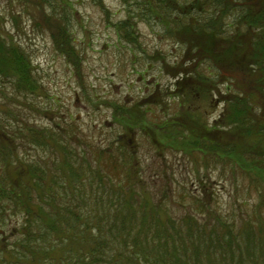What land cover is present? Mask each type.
I'll use <instances>...</instances> for the list:
<instances>
[{
    "label": "trees",
    "instance_id": "1",
    "mask_svg": "<svg viewBox=\"0 0 264 264\" xmlns=\"http://www.w3.org/2000/svg\"><path fill=\"white\" fill-rule=\"evenodd\" d=\"M16 1L23 6L30 0ZM90 1L111 22L104 0ZM121 1L128 17L114 27L122 41L142 49L138 22L155 21L168 40L184 48L174 75L182 80L173 95L184 97L187 114L184 121L172 119L170 126L154 128L143 117L131 125L129 117L143 115L137 105L115 104V123L127 135L148 130L152 141L161 137L156 147L162 151L190 157L202 188L209 175L201 177L200 170L221 168L242 201L231 205L237 210L215 211V191L208 198L207 190L197 194L198 188L186 187L174 204L168 191L157 201L142 197L138 159L133 162L137 154L123 146V138L98 151L85 144L93 157L87 161L76 148L84 141L75 128L70 132L58 123L42 128L25 119L13 125L3 117L11 111L3 110L0 264H264V0ZM29 4L41 15L42 23L33 19L35 26L51 32L55 51L67 58L85 88L84 60L74 33L64 11V17L57 14L68 5L62 0ZM19 17L12 15L16 27ZM6 26L0 15V83L11 91L0 92V103L9 106L16 96L40 97L43 88L31 56L8 36ZM165 64V70L170 68ZM215 96L222 97L224 111L212 127L202 108L188 103L208 100L212 106ZM12 112L22 118L20 111ZM32 148L39 150L34 159ZM116 179L129 186L124 195L112 190ZM103 186L111 189L103 192ZM172 205H178L176 210Z\"/></svg>",
    "mask_w": 264,
    "mask_h": 264
},
{
    "label": "rangeland",
    "instance_id": "2",
    "mask_svg": "<svg viewBox=\"0 0 264 264\" xmlns=\"http://www.w3.org/2000/svg\"><path fill=\"white\" fill-rule=\"evenodd\" d=\"M62 1L68 6L58 8L57 14L64 17L62 10L64 11L74 33L77 50L84 60L85 88L78 77H75L74 68L68 64L67 58L55 51L51 32L35 26L33 19L42 23L41 15L33 11L29 4L31 0L27 3L24 1L23 6L16 0H0V15L7 21L6 33L29 53L36 77L43 88L40 97L36 99L16 96L18 100L13 105L1 102L0 112L11 111L3 117L13 125H20L25 119L30 125L36 124L42 128H55L57 123L70 132L75 128L84 141L83 146L77 142L76 148L81 155L87 157V161L93 157L85 144L90 146V150L98 151L100 147L107 149L118 138H123V146H129L137 154L133 162L138 159L136 165L140 166V186L143 189L139 192L142 197L148 196L157 201L162 198V193L168 191V199L174 204L183 187L187 191L198 188L197 194L204 193L205 190V193L216 192L215 211L232 210V204L237 200L242 201L239 197L241 194L237 193L233 180L221 176V168L218 171L213 167L207 171L204 168L200 170L201 177L206 172L209 175L207 184L202 188L197 180V167L190 157L177 150L162 148V151L156 147V143L160 144L161 137L152 141L148 130L139 129L134 132V136L127 135L114 121L115 104L127 107L137 105L138 113L143 115L129 117L131 125L140 122L142 117L154 128L162 126L166 120H183L187 109L181 107L180 100L173 96V92L177 82L174 75L185 50L168 40L162 27L155 21L138 22L142 49L121 41L114 27L128 17V9L121 0H104L112 13L111 22L106 21L100 8L89 0ZM46 9L48 14L52 12L48 6ZM12 15H20L18 27L13 23ZM165 62L170 65L166 70ZM188 65L192 68L191 63ZM2 91L11 94L9 85L0 83V92ZM217 99L222 100L220 97ZM215 100L213 108L208 100H200L195 105L191 102L193 108H202L204 121L213 126L224 110L223 104ZM150 102H153V106L148 104ZM12 111H20L22 118ZM172 123L167 122L166 126ZM173 132L176 133L177 130L174 129ZM37 151L39 150L32 148V159L38 154ZM101 164L105 166L104 162ZM93 167H97L95 162ZM100 174L105 181L110 182L104 170ZM111 186L120 195H124L129 189L124 180L120 179L113 180ZM110 189L102 187L103 192H109ZM204 195L210 198L213 194ZM181 204L189 207L187 203ZM172 206L176 210L178 205Z\"/></svg>",
    "mask_w": 264,
    "mask_h": 264
}]
</instances>
